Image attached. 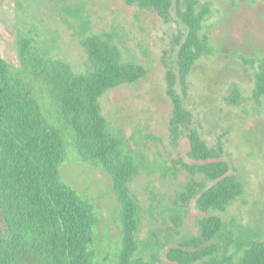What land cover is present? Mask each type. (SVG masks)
Returning a JSON list of instances; mask_svg holds the SVG:
<instances>
[{"label":"rangeland","instance_id":"obj_1","mask_svg":"<svg viewBox=\"0 0 264 264\" xmlns=\"http://www.w3.org/2000/svg\"><path fill=\"white\" fill-rule=\"evenodd\" d=\"M199 2L210 7L202 32L212 52L193 66L184 104L202 139L213 148L220 143L212 161L227 162L229 172L243 183V193L221 211H202L192 197L186 202L179 198L192 180L204 178L189 170L199 162L188 156L187 136L169 131L166 72L173 66L171 46L178 34L174 8L173 18L165 22L126 0H0V55L15 69L22 37L74 72L84 71L89 62L82 41L95 34L115 46L122 61L145 70L136 82L105 92L99 107L108 128L122 131L139 162L127 186L137 207V256L153 264H173L166 250L198 236L199 221L209 215L222 223L214 258L226 254L236 260L252 241H264V100L251 99L254 73L264 62V0ZM234 85L240 102L230 105L225 97ZM59 170L97 216L95 264H113L120 229L110 177L78 161L73 152Z\"/></svg>","mask_w":264,"mask_h":264},{"label":"trees","instance_id":"obj_2","mask_svg":"<svg viewBox=\"0 0 264 264\" xmlns=\"http://www.w3.org/2000/svg\"><path fill=\"white\" fill-rule=\"evenodd\" d=\"M126 1L165 22L173 18L174 8L178 34L171 46L173 66L166 72V92L172 103L169 131L175 137L187 136L188 156L199 162L189 170L204 178L192 180L179 198L186 202L192 197L202 211L224 210L243 193V183L229 172L227 162L212 161L220 143L217 149L202 139L184 104L193 66L212 52L202 32L209 4ZM82 45L89 64L79 73L66 62L40 53L22 37L17 41L19 68L0 55V264L97 262L93 237L97 216L91 203L60 177V166L70 152L110 177L120 229L113 264H153L137 256V207L127 186L137 175L139 162L122 131L108 128L99 107L105 92L136 82L145 70L122 61L118 49L102 36H87ZM244 62L254 64L252 59ZM225 99L230 105L238 104V87L232 86ZM251 99L264 100V62L254 73ZM221 227L216 215L202 218L199 235L168 248L166 259L173 264H264V241H252L236 260L226 254L214 258Z\"/></svg>","mask_w":264,"mask_h":264}]
</instances>
